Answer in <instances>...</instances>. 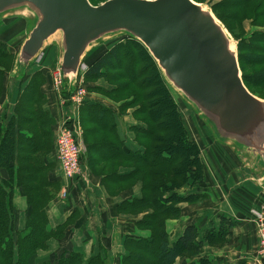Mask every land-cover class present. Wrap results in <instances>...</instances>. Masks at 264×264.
I'll list each match as a JSON object with an SVG mask.
<instances>
[{
  "label": "trees",
  "instance_id": "obj_1",
  "mask_svg": "<svg viewBox=\"0 0 264 264\" xmlns=\"http://www.w3.org/2000/svg\"><path fill=\"white\" fill-rule=\"evenodd\" d=\"M89 1L96 6L93 0ZM193 1L209 7L237 42L243 82L251 94L264 100L253 91L254 87L264 85V0L258 6L254 4L260 0H217L211 7L206 0ZM247 10L255 16L248 15ZM249 18L259 30L246 32L244 22ZM21 21L27 34L18 52L11 50L7 41L0 40V106L9 93L4 81L6 74L18 70L15 79L21 82L15 104L4 106L0 111V175L3 174L0 177V264H39V252L48 249L50 240H61L74 219L73 214L64 225L49 230L47 207L60 190V183L50 177L57 165L48 161L56 149L55 119L45 109L47 96L43 88L51 80L42 70L29 75L28 69L17 68L20 49L31 29L30 20ZM120 38L123 41L110 49L102 48L107 41H100L85 55L84 84L88 93L114 99L120 105V116L136 109L132 115L138 124L131 131L139 150L126 148V141L120 139L114 108L87 100L81 111L86 152L80 159L81 164L91 168L92 175L102 178L107 192L113 196L141 186L140 198L124 201L117 213L135 218L136 230L149 235L127 236L119 264H177L179 261L213 264L205 248H225L238 223L222 219L218 228L212 226L204 233L191 224L171 243L168 221L182 218V204L194 206L207 198L193 193L182 196L179 192L205 184L208 170L202 149L193 139L157 62L135 38L128 34ZM100 81L109 89L98 87ZM137 91H141L143 109L136 102ZM69 94L66 87L63 98L68 100ZM129 95L132 97L126 98ZM122 168L130 172L120 175ZM17 189L27 199L23 231L17 230L19 211L14 202ZM106 263V255L85 260L84 255L66 251L53 261V264Z\"/></svg>",
  "mask_w": 264,
  "mask_h": 264
},
{
  "label": "water",
  "instance_id": "obj_2",
  "mask_svg": "<svg viewBox=\"0 0 264 264\" xmlns=\"http://www.w3.org/2000/svg\"><path fill=\"white\" fill-rule=\"evenodd\" d=\"M18 11L27 12L33 25L18 69H27L59 36V70L68 85L98 42L128 34L216 135L242 159H256L251 164L264 176V100L246 88L233 38L209 8L193 0H109L99 6L89 0H0V18Z\"/></svg>",
  "mask_w": 264,
  "mask_h": 264
},
{
  "label": "crops",
  "instance_id": "obj_3",
  "mask_svg": "<svg viewBox=\"0 0 264 264\" xmlns=\"http://www.w3.org/2000/svg\"><path fill=\"white\" fill-rule=\"evenodd\" d=\"M15 17L20 18V21L21 19H29L26 14H22L0 18V22L7 20V18ZM52 47L55 50V58L52 61L53 66L48 68L46 66V68L36 71L42 70L51 80L50 84L44 86L43 91L47 96L45 109L55 119V145L58 131L64 125L73 124L80 132V141L85 148L84 153L86 152L81 111L85 101L88 100L93 104L100 103L114 108L120 139L124 142L126 141V148L132 151H138L139 148L134 141L135 137L131 131V128L138 124L132 115L133 111L129 110L125 115L120 116L118 113L120 105L112 103L97 93H88L89 97L87 98L86 96L84 98L83 104L79 108H75L66 103L61 95L56 92L54 88V74L59 69L61 62L58 41H53L47 45L39 59ZM17 71H15L16 76L18 75ZM36 71H33L30 75ZM97 86L109 89L102 81L98 82ZM16 95L17 91L15 92L9 89L8 96L6 97V106H13L15 104ZM205 138L209 139L208 136H205ZM209 141L213 143L211 149L218 153L216 157L222 160V163L216 165L219 173H215L213 176V178L216 177L217 185L214 187L208 185L212 177L209 165L207 167L208 179L205 184L199 188H185L179 192L182 196L193 193L203 194L207 198L194 206L182 204L183 216L179 220L168 221V232H171V235L173 234V238L177 237L178 239L185 228L191 224L197 225L200 231L204 233L212 226L218 228L221 225L222 219L236 220L238 225L233 230V236L229 244L220 250L206 247L205 254L214 261L213 264H238L242 261H245L247 264H261L258 255V232L254 218L255 212H260L264 206V176L261 171L257 172V169L245 157L242 159L230 146L229 148L234 153L229 154L232 155L234 162L229 164V162L223 161L226 159L227 146L223 147L215 144L210 139ZM196 142L202 145V143ZM204 152L202 150L203 157L205 155ZM209 153L212 154L211 151ZM48 161L57 165V168L51 173V180L60 183L59 192L47 207L49 230H56L59 226L64 225L73 214L74 219L66 229L61 240H50L48 249L39 252V264H53L55 257L59 256L62 251L84 255L85 260L90 259L92 256L102 254L107 257L106 264H119L120 256L125 253L124 241L127 236L138 237L140 235H149V233L138 232L136 230L134 226L135 218L117 213L118 206L124 201L132 198H140V185L136 186L132 192H124L118 196H113L107 192L102 183V178L92 175L91 168L87 164H82L83 174L81 177L68 179L60 169V164L57 159V146L55 152L48 157ZM232 168L237 171L230 175ZM129 172V169L122 168L119 174L126 175ZM229 187L233 191L232 194L228 193ZM72 188L77 189L72 192ZM237 190L240 196L236 193ZM64 192H67L68 196H64ZM14 202L19 211L17 230L23 231L26 224L28 207L27 199L22 190L17 189L14 192ZM115 248L118 250L117 254L112 250ZM177 264H181L180 261Z\"/></svg>",
  "mask_w": 264,
  "mask_h": 264
},
{
  "label": "rangeland",
  "instance_id": "obj_4",
  "mask_svg": "<svg viewBox=\"0 0 264 264\" xmlns=\"http://www.w3.org/2000/svg\"><path fill=\"white\" fill-rule=\"evenodd\" d=\"M101 1H103V0H93V3L96 6H99ZM202 1H205V0H202ZM216 1L217 0H206V4L211 7L215 3H217ZM262 1L263 0L257 1L254 5L258 6V5H260V3ZM101 4H103V3H101ZM207 8H209V7H207ZM22 14H25V11L12 12L9 15H7L6 17H11V16H15V15H22ZM247 14L250 16H255V15H252L250 13V10H247ZM26 15H29V14L26 12ZM6 17H4V18H6ZM249 19H251V20H246L244 22L246 32H254V31L259 30V28H256L254 20L252 18H249ZM32 26L33 25L31 22L30 27H32ZM122 36H124V35L119 34V35H116L114 37H106L104 39V42L107 41L108 43L104 44L102 46V48H104V49L112 48L118 42L123 41L122 38H120ZM25 37H26V33L24 31V26L22 24V21H20V20H5V21L0 22V40L7 41L11 47V50H13L14 52H18L19 46H20L21 42L25 39ZM118 38H120V39H118ZM53 41H59V36H56L53 39H51L50 41H48L46 45L51 44ZM232 44H233V47L235 49H237V42H235L233 40ZM54 58H55V50H54V47H52L51 49L46 51V53H44L40 59L38 57L37 59H35L33 62H31L29 64V66L27 68L29 70L28 71L29 75L33 71L46 68V66H47V68L53 66L52 61L54 60ZM253 69H254V71H256L255 68H253ZM86 70H87V66L84 64V70H83L81 75L84 76V73ZM15 77H16L15 71L7 73L5 78H4V81L8 85V89H10L12 91L14 90L16 92L18 90L19 86L21 85V82H20V79H15ZM253 91H254V93L259 95L260 97L264 98V85L262 87H259V88L254 87ZM171 92L181 107L182 115L184 117V120H185L190 132H191V135L193 136V139L195 141H198L199 143H202V145L200 144V147L203 151H205L204 152L205 155L203 157V154H202V158H203V161L206 165V168L209 167V165H210L211 173H212L211 181H209L208 185H210L211 187H214L215 185H217V183H216V177L213 178V176L215 173L216 174L219 173V170L216 169V165H219V163H222V160L219 159L218 157H216L218 155V153H216L214 150L211 149L213 147V143H211L209 141V139L212 140L215 144H219L223 147L227 146V149H226L227 153L225 155L226 159H224L223 161L229 162V164H232L234 162L232 155L229 154V153H232V154L234 153V151L232 149H230L231 147L229 148V146H233V145H232V143H227L229 146L226 145L225 142L223 141V139H220L218 137V134L216 135L215 130L212 127V125L210 124L209 119H207L204 115L202 116L192 104H190L188 101H185L181 97L179 92H177L173 88H171ZM87 94H88V92H87ZM136 94L138 95V100L136 102L138 103L139 106H141V109H143L145 103L142 100L141 91H139V93L137 91ZM61 95L63 97L62 93H61ZM100 96L104 97L107 100H110L112 103L117 104L114 99L107 98L103 95H100ZM88 97H89V94L87 95V98ZM131 97L132 96L129 95L126 98H131ZM121 99H123V98H121ZM121 99H118V100L123 101ZM3 100H4V103H3V105L0 106V111L7 104L6 97H4ZM65 102H66V100H65ZM117 105H119V104H117ZM28 107L31 108L33 106L28 105ZM136 107H138V106H136ZM135 110L136 109H131V111H133V112ZM205 136H208L209 139L208 138L206 139ZM238 147H241V146L238 144ZM236 148H237V146H236ZM210 151L212 152L213 155L209 153ZM250 161L252 164H254L255 161L258 163V161L256 159H254L253 157L250 159ZM230 166L234 167L233 165H230ZM236 171H237L236 169L232 168L230 171V175ZM257 172H260V170L257 169ZM76 189L72 188L71 191L72 192L76 191ZM228 193H231V194L233 193V191L230 190V187H229ZM236 193L239 194V196H240V193L238 192V190L236 191ZM176 239H177V237L173 238V234L172 235L170 234L171 243L175 242ZM112 250H114L115 254H117L118 250L116 248L112 249Z\"/></svg>",
  "mask_w": 264,
  "mask_h": 264
},
{
  "label": "built area",
  "instance_id": "obj_5",
  "mask_svg": "<svg viewBox=\"0 0 264 264\" xmlns=\"http://www.w3.org/2000/svg\"><path fill=\"white\" fill-rule=\"evenodd\" d=\"M83 70L84 64H82V68L76 79L68 85L64 83L59 69L54 74L55 90L61 95V93L63 94L65 91V88L68 87L70 96L68 100H66V103H70V105L75 108H79L83 104L84 98L87 96V90L84 85V77L81 75ZM56 146L57 159L63 174L68 179L81 177L83 174V167L80 159L85 151V148L80 141V132L77 127L73 124L64 125L56 135ZM66 195L68 196V193L64 192V196ZM254 222L257 228L259 240L258 255L261 260V264H264V206L261 208L260 212H255Z\"/></svg>",
  "mask_w": 264,
  "mask_h": 264
}]
</instances>
